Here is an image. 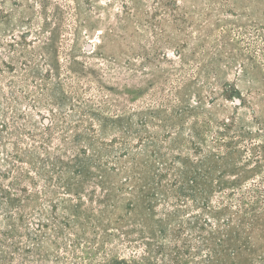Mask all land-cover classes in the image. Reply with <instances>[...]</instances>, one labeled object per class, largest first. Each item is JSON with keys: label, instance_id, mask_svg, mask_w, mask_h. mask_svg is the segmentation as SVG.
<instances>
[{"label": "rangeland", "instance_id": "374dc122", "mask_svg": "<svg viewBox=\"0 0 264 264\" xmlns=\"http://www.w3.org/2000/svg\"><path fill=\"white\" fill-rule=\"evenodd\" d=\"M0 264H264V0H0Z\"/></svg>", "mask_w": 264, "mask_h": 264}]
</instances>
